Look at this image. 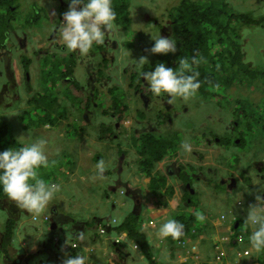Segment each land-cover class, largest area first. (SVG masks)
I'll list each match as a JSON object with an SVG mask.
<instances>
[{
    "label": "rangeland",
    "instance_id": "rangeland-1",
    "mask_svg": "<svg viewBox=\"0 0 264 264\" xmlns=\"http://www.w3.org/2000/svg\"><path fill=\"white\" fill-rule=\"evenodd\" d=\"M38 3L34 4L33 6H36L38 9L45 11L44 7L41 5V2L43 0H37ZM181 0H129V11H130V18H131V25L128 29H125L122 26H118L116 29L111 30L115 34V39L118 41L119 44V52L116 56V66H117V78L118 82L120 83V87L126 90V98L127 103L129 105V108L131 111H126L125 114L122 116L121 123H126V125L131 127V131L134 132L138 130V127L135 125V121L139 122L141 120L148 121L150 117H154L156 115V110L149 108V110H144V105L141 103V100H139L140 95L138 93L135 94L136 82L132 81V75L131 73H138V76L141 77L140 71L137 69L136 61H139L141 57H147L148 63L150 64V70L151 71L155 65H157L154 60L157 58L158 55H154L150 52V49L152 47L153 41L151 40V36L156 37L160 33L162 36L169 37L171 36V17H170V10L179 5V2ZM8 2V1H7ZM120 0H116V3H119ZM228 3H230V7L236 11H239L240 13H253L254 16L257 18L264 17V0H227ZM14 4V0H10V6ZM16 6H20L18 3V0L15 1ZM38 5H41L42 7H39ZM0 11L3 13L5 12V7L1 8ZM49 15L50 20H52V16H54V10H51ZM13 16L16 18H21L20 24H26L30 18L34 16V10L33 9H22L19 7L16 12H13ZM157 21V23H156ZM159 25H162V27H159ZM135 32L140 37V40L138 41L139 44H136L135 48H130L129 44L132 42L133 45L135 44V39L131 40L129 39L128 32ZM240 38L237 39L241 46H243L245 54V62L251 64L252 67H255L257 65V61L261 62L260 65L264 66V25L258 26L256 28L250 29L244 25H242L238 30ZM113 35H111L112 37ZM129 39V40H128ZM33 45V44H32ZM142 47H145L148 50L147 56L143 55L140 52V49ZM127 49L128 51H125ZM24 53L21 51V49L14 48V53L12 55L13 62H19V56ZM153 60V61H152ZM41 62V60L39 61ZM39 62L37 64H34L32 67V75L40 76L43 81L47 80L48 78L43 74L44 71V65H41V70L39 72ZM39 64V65H38ZM143 65V68L145 66ZM38 65V66H35ZM168 65V64H165ZM16 69L19 71L18 63L15 64ZM1 68V65H0ZM142 68V70H143ZM127 71V72H126ZM232 71V77L235 80V84H232V86H229V92L227 89H224L222 91L221 89V83L222 81H226V75L227 73H217L216 78L218 80V83L216 86H212V89L216 88V92L223 94V93H229L232 95V102L231 105L239 104L240 106H243L245 108V114H251L258 113L259 115L262 114V111L259 109V107H264V86L258 82V84L255 86V90L248 88L246 86H239L242 84L238 83V79H240V75L238 73H235V71ZM1 80V79H0ZM40 82V81H38ZM1 84V81H0ZM113 85V84H111ZM40 89L44 88V85L39 84L38 85ZM109 87H106L105 91ZM232 88V90H231ZM211 87L208 86H201L198 90L197 95L208 93ZM122 93V90H119L116 94L119 95V93ZM223 92V93H222ZM154 98L157 100H161V97H164L165 100H168V98L165 95H162L160 97L155 96L153 93L151 94ZM196 96L189 98L190 99H196ZM142 98V97H141ZM198 104L200 106H207L210 103H214L217 101V99H210L205 100L204 97H199ZM107 105H114V100L112 96H107ZM8 102H1L0 108L6 109V104ZM14 102H12L13 104ZM223 104V99L221 101ZM27 103L19 102L17 105V114L19 113V110L26 107ZM258 105V106H257ZM152 106V105H151ZM198 108V107H196ZM204 109L202 111L198 112L196 115V119L193 118L194 113L187 115L190 116L188 118L187 116H181L178 119L174 121L172 125L169 126L168 129L160 128L159 131H157V134L164 136L167 131H180L181 129H187L183 128V123L189 119L192 122H196L194 128H191L188 132H184V136H186L185 141H179L178 142V148L177 150L183 153V156L185 155L187 158L186 161H192L194 163H202V162H209L212 161L215 164L219 162L226 161L229 156L237 155L240 156V160H243V157H247L248 159H254L257 163H262L264 167V132H260L258 129V126L255 124V130L254 133L251 130L252 128H249L247 126H239V129L235 130L234 133L241 134V131L244 133V140L239 139L240 142H242L240 145H237L234 147V149L230 152L224 151V149L221 146H216L215 150L213 152H209L206 150L200 151L198 147L200 146V143H203V135L207 134L210 136L211 131H215L213 133L217 135H221L225 128L227 130L235 129L236 126H234V123L232 124L229 120V115L231 116L230 108L226 107L225 110L221 111L220 109H212L210 105L206 108V111L203 113ZM116 111H112V113H115ZM141 112V113H140ZM77 113H80L77 111ZM117 114L120 112L117 111ZM16 114V115H17ZM141 114H143L144 117H140ZM119 118H111L109 117L106 119V121L114 126L116 122H118ZM235 120L241 121L242 118H238V116L235 117ZM99 124L102 123V119L98 117ZM154 122L150 124H144L142 123L139 126L140 132H146L150 127H155ZM247 122H245L246 124ZM97 124V122L95 123ZM136 127V128H135ZM135 128V129H134ZM134 129V130H133ZM62 130H64L63 125L57 128V133L51 132V131H40L38 132H27V131H16L13 132L14 134H17L20 138H23L24 141L28 144L33 142L37 138H43L47 141L45 145V154L48 157L49 161H54L55 163L52 164L49 168L41 169L40 170V177L46 176V179L50 182L57 183L61 186V190L55 195L54 199H57V203L63 207H65L68 211H70V217L77 222H86L89 224V226L86 227V234L94 233L96 234L98 232V228H100V225L103 224L97 223V220L100 218V215H113L115 218H118L119 220H125L130 214L128 213V210H134L135 203L130 201L129 207L127 211L118 208L117 210H113L112 206L113 203H115L118 199L126 198V196H122L121 192H108L111 186H113L116 183L119 182H127L131 179L132 175L136 174L138 172V160L139 156L137 154V146L132 143V141L128 140L129 135L131 134V131L128 132V137L126 140H123L122 137L114 141L112 143L107 142H96L97 146H91L90 139L86 140V136L80 137L81 141H77L76 133H74L71 130H68L67 135L62 133ZM226 130V131H227ZM174 132H168L166 133V136H170L174 134ZM225 132V131H224ZM179 133V134H180ZM196 134V135H193ZM64 134V135H63ZM134 134V133H133ZM191 136H194L193 138L196 140L195 143H190L192 140H189ZM91 138V137H90ZM68 139L73 140L75 142H69ZM85 140V141H84ZM84 141V142H83ZM239 142V143H240ZM72 143V144H71ZM187 143L190 145V151H185L182 147L183 144ZM89 146V148H87ZM2 147L4 149H8L10 147H13L10 144L2 143ZM90 150L91 154L93 155H87L88 151ZM103 152V157L101 153ZM95 154V157H94ZM121 154V155H120ZM180 153H176L174 157L166 156L163 161L158 165V168L163 171V166H167L168 164H171L173 162V158H176ZM200 154V155H199ZM171 155V154H170ZM123 156H126L123 160L125 161V164L122 165V167H119L115 170V167L118 164L119 159H121ZM200 156L204 158V160L200 161ZM181 158V157H180ZM103 160L105 162L104 164V172L108 171V175H102L98 174L96 165L97 162ZM118 160V161H117ZM122 160V161H123ZM234 161V160H233ZM233 161L229 163V166H232ZM178 165H183V162L181 159H179ZM113 171V173H110V171ZM222 169L216 170L215 173L219 172V176H227L228 175V168L224 169V171H221ZM118 171V172H117ZM221 171V172H220ZM255 171L254 169L250 170V174ZM183 172H190V170L184 169ZM54 173L56 177L51 176ZM264 174V173H261ZM212 175V174H211ZM211 175H208V178L211 177ZM252 177L255 178V174H251ZM211 179L209 182L202 183L201 185L198 183H195L194 186L198 187L196 193H200L198 197H196V201L198 203L200 202V207L195 212H188L189 208L186 207L182 212H184V216L179 219H183L185 217L188 218V220H191L196 224L194 228H207L208 222L205 223H199L196 219V214L201 213L203 215L208 214L207 217L210 218L213 216L214 219L217 220L219 225L222 226V228H226L230 223L234 222L233 214L230 211V207H235L236 209H241L240 206H237L238 198L236 196H232L228 191L226 193H220L216 189V180L218 179ZM142 182V183H141ZM146 185L147 179L145 177L136 180L135 178L132 179V182H129V186H133L132 189H136V187H144V184ZM171 183H174V185H177L174 180H171ZM237 184V180H232L228 184L229 189L231 190L233 188V185ZM125 185H123L121 188L123 190H126ZM108 192V193H107ZM247 191H245L246 193ZM264 188H260L257 191L252 192L251 190L246 193V200L248 202V205L252 204V197L255 196L263 197ZM154 194V193H153ZM110 197V201H107V198ZM145 205H143V215H140V225L143 226L144 222H149L150 220H153L150 215L153 214V211L149 208L150 205H160L162 202L155 201L154 196H150V193L146 196ZM261 199H258L260 201ZM224 204H223V203ZM150 203V205H147ZM264 204V203H263ZM3 206V204H2ZM146 208V209H145ZM137 212L140 211V209L136 210ZM173 211V210H172ZM173 213L180 215V212ZM129 214V215H128ZM134 214V212H133ZM128 215V216H127ZM171 215V214H170ZM169 215V216H170ZM245 218L247 216V211L245 212ZM65 217V216H64ZM25 223L22 225V228H26L27 231L33 230L32 227L40 228L43 225V221L41 219H38L37 221H34L31 217H22ZM0 219L6 221V214L3 213V215H0ZM164 217L160 216L158 218V222H161V224L164 223L163 221ZM149 224V223H148ZM153 222H151V225ZM212 225V223H211ZM187 226L184 227V230H186ZM8 230L11 229V227L8 225L6 227ZM19 230L18 223L16 224V228L14 229V233H17ZM5 242V240H4ZM219 247L223 248V243H218ZM132 254L135 253L133 250H131Z\"/></svg>",
    "mask_w": 264,
    "mask_h": 264
},
{
    "label": "flooded vegetation",
    "instance_id": "flooded-vegetation-1",
    "mask_svg": "<svg viewBox=\"0 0 264 264\" xmlns=\"http://www.w3.org/2000/svg\"><path fill=\"white\" fill-rule=\"evenodd\" d=\"M15 1L16 0H14L13 5H9L10 9L7 6H0V9L5 7L4 13L0 11V103L8 102L5 106L6 109L0 108V133L5 128L11 138L14 134V128L15 130L27 132L39 133L40 131H51L57 133V128L63 125V128L66 129L68 125L71 131L78 134V137H84L89 134H98L99 131L101 132L106 129L105 123H101L99 126L98 115L99 118L104 120L107 117L117 118L119 114H123L125 110L131 111L127 103L126 90L120 88V83L117 81V73L119 72H117L116 56L119 52V44L115 39L113 31H109L106 34L104 44L93 45V48L87 56H81L78 52L69 53L64 50V46L60 41L59 29L62 27L60 23L62 20V13L67 11L70 0H43L41 5L44 7L45 11L33 6L38 3L37 0H18L20 6H16ZM7 3L10 4V0H8ZM41 5L38 6L42 7ZM19 7L22 9L34 10V16L30 18L26 24L19 23L23 17L16 18L13 16V12H16ZM51 10H54L52 20L49 18V12ZM115 23L117 24L116 21ZM134 34L136 35L135 42L140 40L137 33L134 32ZM111 35L113 36L111 37ZM14 48L21 49V51L24 52L19 56V62H16L18 63L19 71L16 69V63L13 62L12 58ZM130 48H135V46ZM140 52L145 56L148 54V50L145 47H142ZM40 60L41 62H39ZM38 62L40 64H38L39 72L43 64L45 68L43 74L47 78L49 77L45 81H43L40 76L32 75V67ZM150 64H145L143 71H149ZM131 75V82H136V84H138L136 89H133L135 90V94L138 93L140 95L139 100H141V103L144 105L143 109L149 110V108L152 107L157 112L156 115L150 117L148 121H135L137 127L142 123L150 124L154 122L153 124H155V127H150L146 130V133L151 132L157 134L160 128L168 129L169 126L181 116L194 113L193 118L196 119V115L201 111V108L208 107V105L215 107V104L212 103L207 106L202 105L199 107L198 99H200L199 97H204V95H197L196 99L190 100H183L181 98H172L170 100V98L165 95L168 100L161 97L162 99L159 101L151 95L152 92L149 90L142 77L138 76V73L132 72ZM39 84L44 85V88L40 89L38 86ZM106 87L109 88L105 91ZM111 90H115V94H111ZM119 90H122V93L120 92L118 95L116 93ZM108 95L112 96L114 104L118 97L120 100L119 106L116 104L114 106L116 112H122L116 114V112L112 113L107 111L106 113L104 107L107 105L106 98ZM42 101L46 104L47 101L53 102L51 106L55 109L57 106L61 105L63 108L62 111L66 113V116L70 119L74 117L75 121H64L62 125L57 124V122H54L55 125H52L51 122H42L45 115L48 113V108L42 109L40 107V102ZM81 101H83V110H81L82 113L80 115L77 113L76 108ZM12 102L14 103L12 104ZM19 102L27 103L28 105L26 106L27 108L20 109L17 114V105ZM71 102H77V104H75L76 108ZM231 102L232 99L229 105H231ZM124 108L126 109L124 110ZM227 108H230L231 111V123H234L236 127L230 130H227L226 127L224 130L225 132L223 131V137L228 135L231 141L222 140L217 137L212 140L205 138V141L199 144L200 146L198 149L200 151L204 150V145H206L208 151L213 150L212 142H214L215 145L219 144L227 148L229 152L232 151L236 145L242 143L239 139L244 140L245 136L242 131L241 134H238V132L234 133L235 130L239 129V123L242 125L245 124L243 118L241 121L235 120L236 116L240 118L236 113H242V110L236 109L237 106L234 108L233 105H227ZM141 116H143V114H141ZM187 117L190 118V116ZM53 118L58 119L55 114H53ZM121 120L122 118L118 119L114 128L107 133V143L117 141L120 137L126 140L128 132L131 131V127L124 122L121 123ZM96 122L97 124H95ZM195 124L196 122L187 119V121L183 123V128L187 129H181L183 133L176 131L180 133L179 135L182 141H185L187 138L184 136V132H188L191 128H194ZM12 127L13 129H11ZM92 128L96 129L95 132H90ZM66 132L67 131L62 130V133L66 134ZM168 132L174 131H167L166 133ZM213 132L215 131H211L210 133ZM166 133L162 137H167ZM193 135L196 134L193 133ZM193 137L194 136H191L189 139L192 140L190 143L196 144V140ZM68 141L75 142L70 139H68ZM223 142H225V144H223ZM176 143L175 152L180 153L178 156L181 157L183 165L179 166L176 162H171V164L165 167L167 173L173 174L174 178L179 179V184L175 186V193L169 194L174 198L176 195L182 196L183 193H188L189 197L195 196L196 198L198 187L194 186L195 183L201 185L207 181L209 174H214L216 170L219 169L224 171V169L228 168V175L226 177L229 179V182L237 180V184L233 185V188L231 190L229 189V192L232 196L238 198L237 206L241 207V209H236L235 207L229 206L234 217L233 224L239 219L243 218L245 220L244 214L249 207L246 200V193L250 190L254 192L260 188H264V174H261L264 173L263 164L257 163L254 159L250 160L247 157H243L241 161V157L238 156V154L233 157L229 156L226 161L217 164L212 161L194 163L192 161H186L185 158L188 159V157L185 155L183 156V153L177 150L178 142ZM123 158L119 159V162H121ZM202 160H204V158L200 156V161ZM231 161H233V164L229 166ZM184 169L190 170V172H183ZM252 169L255 170L253 171L255 173V178L250 176V170ZM183 178L186 180H183ZM245 191L247 192L245 193ZM133 193L134 195H132V198L136 199V210L142 208L143 205L148 202L146 201L147 197L139 201L138 197H140L141 194L135 193V191ZM151 196H154L155 201L162 202L163 205L169 198L168 193H162L160 197L157 196L156 193H152ZM190 198H187V203H182L184 208H186L189 203L195 206L193 203L195 198ZM147 205H150V203ZM151 207L152 205L149 208Z\"/></svg>",
    "mask_w": 264,
    "mask_h": 264
},
{
    "label": "clouds",
    "instance_id": "clouds-1",
    "mask_svg": "<svg viewBox=\"0 0 264 264\" xmlns=\"http://www.w3.org/2000/svg\"><path fill=\"white\" fill-rule=\"evenodd\" d=\"M116 16L117 14L114 10L112 0H70L67 11L62 13V20L60 22L62 27L59 29V38L64 46V50L69 53L78 52L79 55L81 56H87L90 53V50L93 48V45L104 44L106 34L109 31L114 30L118 27V25L115 23ZM151 40L153 41V44L150 49V52L154 55L166 56L170 53L175 54L177 51V41L172 36L165 37L159 33L158 36L156 37L151 36ZM125 51L128 50L125 49ZM145 63H148L147 57H141L139 61H136L137 69L140 71V75L142 79L146 82L147 87L155 96L160 97L162 95H167V97H169L170 100L172 98H181L183 100H188L189 98L197 95L198 90L201 87V83L200 80L198 79L200 75L199 72L194 71L192 67V65L198 63L195 57L192 58L191 63H189V61L184 57L180 58L178 61V67L176 68L168 67L164 63H159L155 65V67L151 71H143L142 68ZM262 85L264 86V84ZM208 87H211V89L206 94L207 96H205L204 94L201 95H204L205 100L206 99L209 100V98L213 96L212 99H217V101L212 104H215V106H219L222 101V98L219 95L224 96L226 93L222 92L223 94H220L216 92V88L212 89V86L210 85H208ZM225 89H227L228 91L229 86L227 85ZM71 104L75 107V104L77 103L71 102ZM114 105H110V106L106 105L104 109L106 110V112L107 111L112 112L110 109ZM25 108L27 107H24V109ZM206 108L207 107L201 108V111L202 109H204L205 111ZM218 109H223L226 112V108L218 107ZM236 109L242 110V113H236L239 116L243 115L242 118H244V116L247 115L245 114L246 110L243 106L241 107L237 106ZM114 111H116V109ZM78 112H80L79 114L81 115L82 111H78ZM62 114H64L65 117H61L58 114V116H60L61 119L63 120L68 119L64 111L62 112ZM227 115L229 114L227 113ZM108 118L109 117L105 118L102 121V123L106 124V129H108L107 126L111 125L106 121V119ZM231 119L232 118L229 115L230 122ZM100 125L101 123L99 124V126ZM64 130L66 131V129ZM95 130H96L95 128H92L90 132H95ZM16 131L18 130H15L14 128V132ZM141 133L143 132H140L138 127V130L134 132L131 131L129 137L127 136L129 138L128 140L132 141V143L137 146V154L139 156V160L137 164L138 172L132 175L129 181L125 183L124 182L116 183L113 186H111L110 189L108 190V192H112V193L118 191H120L121 193H133L135 191V193L141 194V196L138 197L139 201L142 200L144 197H146L148 193H153L150 190L151 178L143 173L144 166L142 165L145 164V156L143 155V150L140 147V144L137 145L135 143V139H134L135 135H139ZM212 134L213 133H210V136L204 134L202 137L203 142L205 141V138H209L210 140H212L213 138L216 137L215 135ZM88 137L91 141L89 145L94 147L97 146L96 142L103 143L108 141V138L106 139V136L103 139H100L101 137L100 131L98 134L97 133L89 134L88 136H86V140L88 139ZM77 141L79 142L81 141V139ZM6 142H9L8 144L12 145L13 147H10L8 149H3L4 151H0V193H2L3 196L6 197L9 202L15 204L18 208L25 209L26 211L31 212L33 214H39L44 211V209L49 204V202L61 190V186L59 184L50 181H45L40 177L41 169L49 168L52 164L55 163L54 161H49L48 157L45 154V145L47 141L43 138H37L33 142L27 144L23 138H20L17 134H13V137L11 139H6L4 143ZM212 143H213V150H215L216 146H221L219 144L215 145L214 142ZM182 147L184 148L185 151H190V145H188L187 143L183 144ZM221 147L224 149V151H227V148H224L223 146ZM87 148H89V146H87ZM203 148L204 150L208 151L206 145H204ZM213 150L209 152H213ZM98 153H101L103 157L104 154L103 152L99 151ZM173 153H174L173 155L172 154L170 155L169 153L166 156L174 157L176 152L173 151ZM87 155H92L90 150L88 151ZM166 156H164V158ZM123 157L125 158L126 156ZM163 159L156 163L153 174L155 175L156 178H159L160 176L166 177L167 183L170 186L175 187L176 185H174V183H171V180H174L178 185L179 179L174 178L173 174H169L166 172L165 167L167 166H163V171H161V169L158 168V165L163 161ZM179 159L181 158L177 156L176 158H173V162H176L178 165ZM104 164L105 162L103 160L97 162L96 168L98 174L102 175V173L104 172ZM124 164H125L124 160L121 162L118 161V164L115 167L114 171L116 172L117 168L122 167V165ZM251 174H255V173L252 172ZM103 175L104 176L108 175V171L103 173ZM218 176H219V172L214 173L205 182H209L211 179H216ZM143 177L147 179L146 185L143 183L144 184L143 188L136 187V189H132L133 186H129V182L130 181L132 182V179L135 178L136 180H139ZM215 182H216V189L218 190V192L220 193H226V191L229 192L228 184L230 182L226 176L218 177V179ZM123 185H125L124 188L126 190H123L121 188ZM144 193L145 196H143ZM168 195H169L168 201L179 196L176 195L173 198L171 194ZM257 199H261V197H258ZM134 203L136 205V202ZM263 203H264V195L262 199L258 201V203L252 202V204L249 205V207L247 208V216L245 218V223L248 224L249 227L253 230V232L249 236L250 245L252 249H254L258 253L264 252V204ZM142 209L144 208L143 207L140 208V210ZM133 212L135 214H138V212L136 211V207L134 208ZM207 215L208 214H206V217ZM31 218L34 221L41 219L42 221L50 222L51 220L49 216H44V217L34 216ZM196 219H198L199 221H204L205 217L203 214L197 213ZM232 224L233 223H231V225ZM184 227H185L184 224L181 223L180 221L176 219H168L159 227L158 235L164 239L170 237L173 240H179L185 234ZM103 230L104 229L101 230V233H105ZM77 238L82 239L83 233H81L80 236ZM232 238H233V233L231 239ZM57 239L58 238H56V241ZM64 243L66 244V247L68 249L73 250L75 248L74 250H76V248H78V244H75V241L64 242ZM74 245H76V247H74ZM74 254L75 255L72 256L65 255L62 264H86V261L88 259L86 256L81 255L80 253L76 254L75 252ZM222 256H224L223 251L216 256V259L218 260V257H222ZM241 257H243L244 260H247L249 257L248 252L244 251L243 246L241 247V253L238 255L237 260H239Z\"/></svg>",
    "mask_w": 264,
    "mask_h": 264
},
{
    "label": "trees",
    "instance_id": "trees-1",
    "mask_svg": "<svg viewBox=\"0 0 264 264\" xmlns=\"http://www.w3.org/2000/svg\"><path fill=\"white\" fill-rule=\"evenodd\" d=\"M7 1L8 0H0V6L3 5L9 8L10 4L7 3ZM112 3L117 14V25L128 29L132 22L129 12V0H120L119 3H116V0H112ZM230 5L231 4L228 3L227 0H181L178 6H175L170 10L172 23L171 36L177 41V51L175 54L170 53L166 56L158 55L154 62H156L157 64H168V67L176 68L178 67V61L180 58L184 57L189 61V63H191L192 58L195 57L198 63L192 65V67L194 71H198L200 74L198 79L200 80L201 86H216V84L218 83L216 74L221 73V71L223 73H227L226 81H222L221 83L222 91H224L227 85H236V79L232 77L231 70L240 75L241 78L238 79V83L242 85L239 86L244 85L255 90V86L258 84V82L260 84H264V66H261V62L258 61L255 67H252L251 64L246 63V52L244 51L243 46H241L237 40L240 38L238 30L242 25L250 29L256 28L258 26H263L264 17L257 18L251 12L240 13L239 11L232 9ZM159 27H162V25H159ZM128 36L131 40L136 38V35L131 31L128 32ZM138 41H136L134 45L131 42L129 46H135L136 44H138ZM110 93L115 94V90H111ZM206 94L207 93H205L204 95L207 96ZM219 96L223 99V104L220 103L219 106H212V109H218V107L226 108L227 105L232 106L229 105V102L232 99V96L230 94L226 93L224 96ZM212 98L213 96L210 97L209 100ZM119 103L120 100L117 97V99L115 100V104L119 106ZM52 104L53 102L51 101H47V104L43 101L40 102V107L42 109L48 108V113L45 115L42 122H51L52 125H55L54 122H57V124H62L64 121H75L74 117L65 120L61 119V117H65L64 114H62L63 108L61 107V105H59L55 109L51 106ZM235 106L240 105L235 104ZM76 109L77 111L83 110V101L79 102V106ZM125 109L126 108H124V110ZM259 109L262 111V114H247L243 118L244 121L247 122L243 126L252 128L249 131H252L253 133L254 131L257 132L255 130L254 123L257 124L260 132H264V107L260 106ZM110 110H115V106ZM220 110L223 111V109ZM53 114H55L58 119L53 118ZM58 114L61 117L58 116ZM123 114H119V117L117 118H122ZM239 117L242 118L243 115H240ZM241 125L242 124L239 123V126ZM107 128L108 129H104L101 131L100 139H103L106 135H108L107 133L110 132L112 128H114V126L111 124L107 126ZM11 129H13V127ZM68 130L71 129L67 125L66 135L68 133ZM212 135L216 136L215 133H213ZM223 135L224 133H222L221 135H217L216 137L221 138L222 140L231 141V138H229L228 135L224 137ZM76 138L77 140L80 139V137H78V134ZM6 139H11V136L8 135L5 128L0 133V151H4L2 143L5 142ZM134 139L137 145L140 144V147L143 150V155L145 156V164L142 165L144 166L143 173L151 178L150 190L153 193H156L159 197L162 195V193H175V187L170 186L167 183L166 177L160 176L159 178H156L153 174V171L155 170L156 163L161 161L164 156L168 155L169 153L172 155L174 154L173 151L176 150V142H179L181 140V136L179 135V133L176 132L170 136L162 137L161 135L156 133L143 132L139 135H135ZM8 143L9 142H6V144ZM223 144H225V142H223ZM109 171L110 173H113V171ZM50 174H52L51 176L56 177L54 173ZM41 178L45 181H48L46 179V176H42ZM199 194L200 193H198L196 197H198ZM191 198L194 199L195 196ZM184 202L187 203V197H184ZM252 202L258 203V199L253 196ZM193 203L195 206H192L189 203L188 208L190 212H195L200 207V202L198 203V201L195 200L193 201ZM5 207L8 208L9 212L11 211L12 216L10 213V218L5 223L6 227L9 225L11 229H5V242H3L4 249L13 241V237L15 235L14 229L16 228L17 221L19 219H22L19 218L18 212L21 213L24 217H29V215L31 214V212H28L22 208H18L15 204L9 202L7 198L4 197L2 193H0V210H5ZM205 216L206 214L204 215V217ZM139 217V214H130L123 222L118 225L116 230L118 232L127 233V235L137 244V247L141 249L142 253L150 262V264H160L152 254L151 246L149 244L147 236L145 235V233L140 231ZM179 218H181V216H179ZM179 218L177 220L183 223L184 226H187L188 228L196 226V224L191 220H188L187 217L183 219ZM211 218H213V216H211ZM197 222L198 225L199 223H201V221H199L198 219ZM203 223H205V220L202 221V224ZM231 228L233 231L232 240L238 247L241 244V242L239 241V237L241 235H244V243L246 244L249 240V236L253 232L249 225L245 223V220L243 218L232 224ZM184 236L185 234L179 239V246L180 242L185 240L182 239ZM229 243L232 244V241L229 240ZM60 244H63V242H61ZM191 247L189 248L188 252L192 254L193 258L196 255L198 256L197 260L194 258V260H196L195 262L204 264L200 259V255L198 252L194 254L190 251ZM64 248L71 254V256L75 255L74 252L76 254L78 253V251H76L78 250L77 248L76 250H74L75 248L73 250L68 249L65 243ZM183 248L187 249V247ZM244 251L248 252L249 256L247 260H244L246 261L245 264H264V252H260L258 255L253 254V249L251 248V246H248V248H244ZM199 259L200 261H198ZM225 259V256L220 257L219 261L215 258V261L211 264H225ZM86 264H88V259L86 261Z\"/></svg>",
    "mask_w": 264,
    "mask_h": 264
},
{
    "label": "crops",
    "instance_id": "crops-1",
    "mask_svg": "<svg viewBox=\"0 0 264 264\" xmlns=\"http://www.w3.org/2000/svg\"><path fill=\"white\" fill-rule=\"evenodd\" d=\"M121 194L126 196V198L118 199L113 203L112 208L114 211L118 208L127 211L129 202H136L132 198L133 193ZM151 195L152 193H150ZM143 196H145V193ZM184 197L189 198V194L183 193L182 196L179 195L167 201L164 205L152 206L150 209L153 214L150 217L153 220L144 222L146 224L140 228V231L147 236L152 254L158 263L199 264L195 262L196 260H194L192 254L188 252L191 246H195L204 264L214 262L216 256L222 251L226 257L225 264H245L244 256L239 260H237V257L241 253V247L248 248V246H251L250 242L248 240L245 244V237L241 235L239 241L243 244H240L239 247L236 246L231 239L233 233L231 223L223 229L216 219L205 216V222L210 224L207 228L186 227L187 229L184 230L185 236L182 239L187 241V249L178 245L179 240L175 241L170 237L164 239L158 235V229L161 226V222H158L160 216L164 217V222L168 219L177 220L179 216L181 218L184 216V212H182L185 209L182 206ZM110 199L108 197L107 201H110ZM56 201L57 199L53 198L43 212L29 215V218L34 216H49L51 218L50 222L43 221L44 223L40 228L32 227L33 230L27 231L26 228H22L25 219H19L17 221L19 230L15 233L11 244L5 249L3 248L6 234L5 223L10 218L11 211L9 212L7 207H5V210H0V215L6 214V221L0 219V264H62L65 255L71 256L64 248V242L70 241H75V244H78V253L88 258V264H150L134 240L127 233L116 230L118 225L124 220H119L113 215L101 214L97 221L98 223L103 222V224L98 228V232L96 234H86V227L89 224L77 222L74 220L75 218L72 219L70 211ZM172 210L180 212V215L173 213ZM142 211L143 209L138 214L143 215ZM127 212L129 214L133 213L132 210ZM18 215L19 218L23 217L19 212ZM151 222H153L152 225ZM102 229L105 230V233H101ZM81 233H83V238L78 239L77 237ZM120 237L122 241L117 243L116 240ZM56 238H58L57 241ZM229 240L232 241V244L229 243ZM61 242L63 244H60ZM218 243H223V248L219 247ZM131 250L135 253L132 254ZM259 253L253 249V254L258 255Z\"/></svg>",
    "mask_w": 264,
    "mask_h": 264
},
{
    "label": "built area",
    "instance_id": "built-area-1",
    "mask_svg": "<svg viewBox=\"0 0 264 264\" xmlns=\"http://www.w3.org/2000/svg\"><path fill=\"white\" fill-rule=\"evenodd\" d=\"M103 231L105 232V230H103ZM121 241H122V238L121 237L116 240L117 243H120ZM180 246L181 247H187L188 246L187 241L180 242ZM74 247H76V245H74ZM190 251L192 253L196 254L197 253V248L195 246H193V247H191ZM194 258L197 260L198 259V256L196 255ZM218 260H220V257H218Z\"/></svg>",
    "mask_w": 264,
    "mask_h": 264
},
{
    "label": "bare ground",
    "instance_id": "bare-ground-1",
    "mask_svg": "<svg viewBox=\"0 0 264 264\" xmlns=\"http://www.w3.org/2000/svg\"><path fill=\"white\" fill-rule=\"evenodd\" d=\"M108 103V102H107ZM117 114V113H116ZM155 180V179H154Z\"/></svg>",
    "mask_w": 264,
    "mask_h": 264
}]
</instances>
